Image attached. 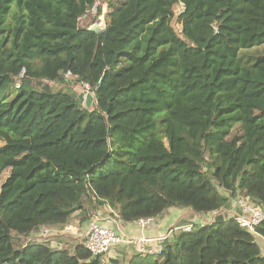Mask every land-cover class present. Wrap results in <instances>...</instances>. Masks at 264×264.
Returning <instances> with one entry per match:
<instances>
[{
    "label": "trees",
    "instance_id": "trees-1",
    "mask_svg": "<svg viewBox=\"0 0 264 264\" xmlns=\"http://www.w3.org/2000/svg\"><path fill=\"white\" fill-rule=\"evenodd\" d=\"M96 1L0 0V264H124L22 242L106 209L194 217L239 194L264 212V0H101L100 32L79 26ZM263 247L219 216L127 264H264Z\"/></svg>",
    "mask_w": 264,
    "mask_h": 264
},
{
    "label": "built area",
    "instance_id": "built-area-1",
    "mask_svg": "<svg viewBox=\"0 0 264 264\" xmlns=\"http://www.w3.org/2000/svg\"><path fill=\"white\" fill-rule=\"evenodd\" d=\"M23 74L24 71L22 70L18 79L23 78ZM64 77L69 82L76 81V77L69 71L65 73ZM42 83L47 82L42 81ZM84 87L88 89L87 85H84ZM231 203L233 206L230 205L227 210L192 216L191 219L185 220L182 224L175 225L173 230L190 232L194 226L213 225L216 218L220 216L223 220L231 218L240 228L254 238V242L258 246H264V239L257 233V228L264 221L263 209L239 194L234 197ZM108 214H94L87 222L79 223V225L81 224L79 234L75 236L79 240V244L89 251L92 256L106 257L116 253L117 250H129L130 248L141 255L160 256L162 254V243L166 240L165 233L155 234L153 232L151 235L144 233L132 235L124 229V225H133L141 231L148 229L151 232L155 228V219H140L134 223L124 224L116 214ZM52 230L59 229H43L34 236L38 238Z\"/></svg>",
    "mask_w": 264,
    "mask_h": 264
},
{
    "label": "rangeland",
    "instance_id": "rangeland-1",
    "mask_svg": "<svg viewBox=\"0 0 264 264\" xmlns=\"http://www.w3.org/2000/svg\"><path fill=\"white\" fill-rule=\"evenodd\" d=\"M101 6V10L100 13L97 15V9L98 6ZM183 7L178 5L176 7V14L177 16L179 15L180 11H182ZM108 7H107V2L105 1H101V0H97L94 7L92 9H90L86 16L83 17L80 21H79V26L81 28H89L91 30L100 32L102 31L106 25H105V15L107 13ZM173 26L174 29L177 31L178 35H180V25L177 23V21L173 22ZM181 36V35H180ZM47 84V83H45ZM85 84L82 85H77L73 88L70 89L71 93L75 94L77 96V98L81 101V103H83L85 95L88 91L87 88L84 87ZM88 87V86H87ZM1 144V143H0ZM9 175V171H6L2 174L1 176V181L3 182ZM233 206V204L231 203V207ZM107 212L102 213V215H107L108 214V209H106ZM173 217L172 223L169 225L168 228H166L164 231V235L166 236V241H171L172 238L174 237V235L177 233L176 230H173V227L175 225H180L182 224V222H184L185 220L191 219L192 216H190V213L188 210L186 209H173L170 218ZM162 217H166V215H163ZM88 221V220H87ZM81 225V224H80ZM80 225L78 222L77 218H71V220L69 221L68 224H66L65 226H63L62 228H56L59 230H52L51 232H47V234H44L43 236L40 237H36L33 235H31V237H27L25 239L22 240V242H28L30 240L34 241V242H50L52 247L55 246H60L59 248H65L68 249L69 252L71 251V247L72 245H78L79 244V240L77 239V237L75 235L79 234V229H80ZM39 233V232H38ZM36 233V234H38ZM262 251V248H260ZM264 251V249H263ZM136 253L134 250H126L125 252V258L123 260V262H125L124 264L128 263V259L129 257ZM106 258V257H103ZM108 258V256H107ZM104 262L107 263V261L104 259Z\"/></svg>",
    "mask_w": 264,
    "mask_h": 264
},
{
    "label": "crops",
    "instance_id": "crops-1",
    "mask_svg": "<svg viewBox=\"0 0 264 264\" xmlns=\"http://www.w3.org/2000/svg\"><path fill=\"white\" fill-rule=\"evenodd\" d=\"M173 211V209L171 210V212ZM171 212L170 213H167L165 214L166 217L163 219H159V220H156L155 222V228L153 229V231L149 232L148 229H144V230H140L139 228L133 226V225H130V226H127V225H124V229L127 231L128 234H132V235H139V234H153V232L155 234H163L165 231L166 228L169 227V225L172 223V220L174 215L170 218V215H171ZM188 219V218H187ZM131 228V229H130ZM133 229V230H132Z\"/></svg>",
    "mask_w": 264,
    "mask_h": 264
},
{
    "label": "water",
    "instance_id": "water-1",
    "mask_svg": "<svg viewBox=\"0 0 264 264\" xmlns=\"http://www.w3.org/2000/svg\"><path fill=\"white\" fill-rule=\"evenodd\" d=\"M28 83H31V81H28ZM102 83V79L99 81L98 83V87L96 89V91L100 88ZM39 86H41L44 91L48 92L49 91V86L48 85H43L41 82L37 83ZM94 101V95L91 92H87L84 98V101L82 103V105L84 106V108H89L91 106V104H93Z\"/></svg>",
    "mask_w": 264,
    "mask_h": 264
}]
</instances>
